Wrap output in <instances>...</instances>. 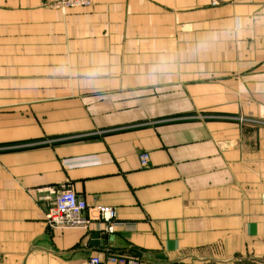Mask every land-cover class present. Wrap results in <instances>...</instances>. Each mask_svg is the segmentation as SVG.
Returning a JSON list of instances; mask_svg holds the SVG:
<instances>
[{
    "label": "crops",
    "instance_id": "1",
    "mask_svg": "<svg viewBox=\"0 0 264 264\" xmlns=\"http://www.w3.org/2000/svg\"><path fill=\"white\" fill-rule=\"evenodd\" d=\"M46 2L0 0V264H264V0Z\"/></svg>",
    "mask_w": 264,
    "mask_h": 264
},
{
    "label": "built area",
    "instance_id": "2",
    "mask_svg": "<svg viewBox=\"0 0 264 264\" xmlns=\"http://www.w3.org/2000/svg\"><path fill=\"white\" fill-rule=\"evenodd\" d=\"M215 5V3H212ZM92 0H47L49 9L65 13L71 9L91 7ZM141 167H147L148 158L140 156ZM49 190V189H48ZM53 199L45 214V223L50 228H82L88 229L91 223L95 224V231L101 235L113 234L115 231L116 213L114 209L99 207L89 209L87 204L79 199L70 188L63 187L60 190H51ZM109 264H140V262L128 255L113 254L104 258ZM102 260L92 257L87 264H101Z\"/></svg>",
    "mask_w": 264,
    "mask_h": 264
},
{
    "label": "water",
    "instance_id": "3",
    "mask_svg": "<svg viewBox=\"0 0 264 264\" xmlns=\"http://www.w3.org/2000/svg\"><path fill=\"white\" fill-rule=\"evenodd\" d=\"M99 237H101L100 234H98V233L93 234L90 241H89V246L90 247H98Z\"/></svg>",
    "mask_w": 264,
    "mask_h": 264
}]
</instances>
